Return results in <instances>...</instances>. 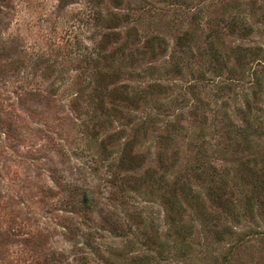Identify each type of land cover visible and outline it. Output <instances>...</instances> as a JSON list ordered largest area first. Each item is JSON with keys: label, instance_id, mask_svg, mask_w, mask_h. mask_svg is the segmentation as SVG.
I'll return each mask as SVG.
<instances>
[{"label": "rangeland", "instance_id": "374dc122", "mask_svg": "<svg viewBox=\"0 0 264 264\" xmlns=\"http://www.w3.org/2000/svg\"><path fill=\"white\" fill-rule=\"evenodd\" d=\"M16 170L51 189L31 213ZM14 210L57 252L27 264H264V0H0V232Z\"/></svg>", "mask_w": 264, "mask_h": 264}, {"label": "trees", "instance_id": "16d2710c", "mask_svg": "<svg viewBox=\"0 0 264 264\" xmlns=\"http://www.w3.org/2000/svg\"><path fill=\"white\" fill-rule=\"evenodd\" d=\"M59 43H54L55 48L52 47V50L50 51L51 56H55L56 58H59L57 56H60V52H57V48H59ZM51 47V46H50ZM62 49V47H60ZM42 56V57H41ZM15 65V64H14ZM17 65V64H16ZM51 67L50 62L45 58L44 55H39V58L35 60V68H34V73L35 75L42 73L44 74L45 71H48L49 68ZM15 70H17V67H14ZM47 144L52 145L53 147L55 146L54 139L50 137L47 139ZM32 150V148H30ZM60 151V150H58ZM22 162V161H21ZM27 169V168H26ZM55 179L58 180L62 178L59 174L55 176V174L52 176ZM15 178L18 181H21V190L17 194L18 203L23 201V206H25L28 209V212L31 213L33 203L32 201L36 198L39 199V201L45 203V198H47L49 191L51 190L50 188H43V186H40V179L36 181H33L31 179H28L27 176H23L20 170L15 171ZM35 185L39 192L40 195H35L32 194L31 192L27 193L26 191L23 190V188L26 189H31L30 185ZM66 189H69L71 195L69 197V200L65 203V206L68 205L69 209H76L78 210L79 213H81L82 217L81 220H84L86 218V213L88 211H91V204L93 203V198L85 192L82 191L80 188H70L67 186ZM28 203H27V202ZM16 203V201H15ZM16 211L14 210L12 213L7 214L8 218L12 220L11 226L4 232H0V252H2L1 248H6L10 241H16L18 242L16 245L18 247V251L15 253V255H12L13 259H16L17 262L20 261L22 264H27L28 262L30 263V260L32 259L35 260L36 257H41V256H53L57 255V252L51 251L46 249V243L49 238V233H44L42 231H35L33 230L34 227L38 224V220L31 216H26L22 217L18 213H15ZM47 215L48 212H47ZM55 219V218H54ZM65 218H58L57 221L61 222L63 225H65V230H67V233H64L63 235L66 236L67 238L72 237L73 235V229L70 228L67 224H65L64 221ZM49 253V254H48ZM48 254V255H47ZM2 260V258H0Z\"/></svg>", "mask_w": 264, "mask_h": 264}]
</instances>
